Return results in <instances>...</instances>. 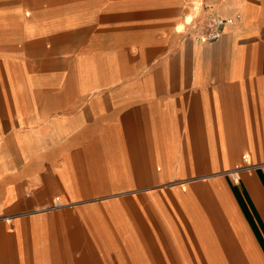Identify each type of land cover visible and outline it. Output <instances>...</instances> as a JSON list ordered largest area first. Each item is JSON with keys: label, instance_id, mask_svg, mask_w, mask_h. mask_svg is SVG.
I'll use <instances>...</instances> for the list:
<instances>
[{"label": "crops", "instance_id": "crops-1", "mask_svg": "<svg viewBox=\"0 0 264 264\" xmlns=\"http://www.w3.org/2000/svg\"><path fill=\"white\" fill-rule=\"evenodd\" d=\"M0 264H264V0H0Z\"/></svg>", "mask_w": 264, "mask_h": 264}, {"label": "built area", "instance_id": "built-area-1", "mask_svg": "<svg viewBox=\"0 0 264 264\" xmlns=\"http://www.w3.org/2000/svg\"><path fill=\"white\" fill-rule=\"evenodd\" d=\"M228 20L217 15H211L204 21L194 20L190 22L193 29L192 37L197 41L212 42L219 39L223 34V29ZM56 206L60 205L56 199Z\"/></svg>", "mask_w": 264, "mask_h": 264}]
</instances>
